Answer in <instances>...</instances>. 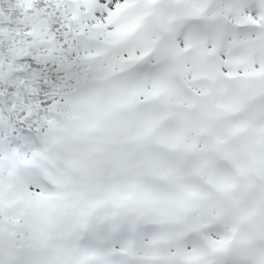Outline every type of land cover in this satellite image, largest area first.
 <instances>
[{
  "label": "snow or ice",
  "instance_id": "6c2138e0",
  "mask_svg": "<svg viewBox=\"0 0 264 264\" xmlns=\"http://www.w3.org/2000/svg\"><path fill=\"white\" fill-rule=\"evenodd\" d=\"M0 264H264V0H0Z\"/></svg>",
  "mask_w": 264,
  "mask_h": 264
}]
</instances>
